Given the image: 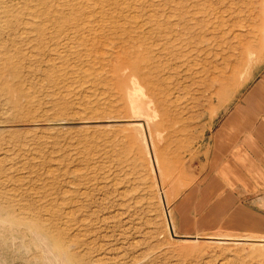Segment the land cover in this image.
Returning <instances> with one entry per match:
<instances>
[{"label":"rangeland","instance_id":"374dc122","mask_svg":"<svg viewBox=\"0 0 264 264\" xmlns=\"http://www.w3.org/2000/svg\"><path fill=\"white\" fill-rule=\"evenodd\" d=\"M263 72L264 0H0L4 224L69 264H264V236L181 237L172 213ZM0 264H28L8 226Z\"/></svg>","mask_w":264,"mask_h":264},{"label":"crops","instance_id":"0c3cea01","mask_svg":"<svg viewBox=\"0 0 264 264\" xmlns=\"http://www.w3.org/2000/svg\"><path fill=\"white\" fill-rule=\"evenodd\" d=\"M194 189L173 205L176 231L264 236V72L213 131Z\"/></svg>","mask_w":264,"mask_h":264},{"label":"clouds","instance_id":"9594fccd","mask_svg":"<svg viewBox=\"0 0 264 264\" xmlns=\"http://www.w3.org/2000/svg\"><path fill=\"white\" fill-rule=\"evenodd\" d=\"M5 226L11 228L17 247L28 264H69L71 246L57 240L46 228L19 222L11 218V214L7 225L0 216V227Z\"/></svg>","mask_w":264,"mask_h":264},{"label":"bare ground","instance_id":"6f19581e","mask_svg":"<svg viewBox=\"0 0 264 264\" xmlns=\"http://www.w3.org/2000/svg\"><path fill=\"white\" fill-rule=\"evenodd\" d=\"M128 68H129V67H128ZM128 68H127V69H128ZM127 69H126V70H127ZM138 80H139V79H138ZM135 81H136V80H135ZM130 82H131V81H130ZM132 83H133V82H132ZM138 83H139V82H138ZM138 83H137V85L139 86ZM142 83H144V82L142 81L141 84H142ZM137 85L135 84V86H137ZM140 88H141V87H140ZM133 90H134V89H133ZM138 90H139V89H138ZM142 90H143V89H142ZM142 90H141V92H142ZM139 93H140V92H139ZM142 93H143V92H142ZM129 94H130V93H129ZM134 97H135V96H134ZM144 97H145V96H144ZM142 98H143V97H142ZM143 99H144V98H143ZM149 106H150V105H149ZM142 107H143V105H142ZM146 107H147V106H146ZM139 117H140V115H139ZM154 117H155V116H154ZM148 118H149V117H148ZM146 119H147V118H146ZM147 121H148V120H147Z\"/></svg>","mask_w":264,"mask_h":264}]
</instances>
